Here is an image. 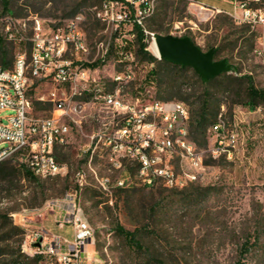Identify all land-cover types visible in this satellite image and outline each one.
I'll use <instances>...</instances> for the list:
<instances>
[{
    "label": "rangeland",
    "instance_id": "374dc122",
    "mask_svg": "<svg viewBox=\"0 0 264 264\" xmlns=\"http://www.w3.org/2000/svg\"><path fill=\"white\" fill-rule=\"evenodd\" d=\"M200 1L210 6L232 7L229 0ZM9 2L17 19L38 15L51 25L66 23L80 6L76 15L82 13L85 16L82 28L90 46V54L82 59L87 65L104 60L95 76L105 81L108 90L116 89L110 82V75L119 70L117 57L110 51L102 58L105 48L101 47L102 43L107 46L110 42L111 29L94 17V9L99 7L100 0ZM3 12L0 0V21L12 15ZM153 20L157 23L155 27L163 26L164 30L159 34L189 37L204 52L219 49L215 60H228L232 65L231 76L238 79L249 76L258 89L264 90V54L256 52L260 30L237 24L226 14L204 11L181 0L161 1L157 12L147 23L150 31ZM176 25L180 28L177 29ZM151 44L152 40L148 43V51L160 60ZM153 67L163 69L158 78L151 74ZM132 71L134 80L120 92L123 99L142 107L154 101L171 105L187 98L183 102L190 109L187 126L193 142L192 113L200 106L199 98L209 92L219 99L218 120L222 115L230 129L238 125L240 145L235 159L211 157L210 149L215 139L209 128L207 145L195 142L204 155L206 165L197 182L184 189L168 188L162 181L145 186L136 179V166L125 163L124 171L115 170L107 153L95 155L89 164L86 151L91 146L92 136L102 122L119 117L117 112L93 101L89 94L76 97L73 104L67 107V114L58 112L49 100L50 93L55 91L53 83L50 80H33L30 88L32 115L38 118L58 116L72 125L70 143L55 149L57 161L66 170L54 178L33 180L27 177L21 156L4 161L11 168L5 169L4 178H0V215L8 214L25 233L7 240V229L0 226V264L7 263L10 259L8 253L18 252L20 245L22 255L34 258L35 245L30 238L41 230L72 242L73 228L67 226L61 229L56 223L72 200L80 205L82 216L95 230L87 248L89 259L86 264H137V252L116 232L118 224L126 230H142L140 239L144 249L148 247L151 255L164 264H237L240 260L246 264H264V106L251 111L241 103L240 88H234V92H226L216 84L205 88L192 70L174 71L160 63L150 65L139 61ZM175 76L179 77L180 84L185 85L182 94L170 88L171 79ZM39 98L45 100L40 101ZM59 98H65L62 90L59 91ZM13 114L7 111L0 117L8 123L6 118ZM168 159L178 174L182 169L190 170L181 152ZM122 176H131L130 187H113L111 196L100 190L97 177H110L114 185ZM76 192L77 197L73 196ZM195 192L201 193L203 198L196 204H187L185 195ZM257 239L258 244L250 252L242 253L246 242L254 243ZM26 242L27 248H23ZM53 262L48 257L39 264Z\"/></svg>",
    "mask_w": 264,
    "mask_h": 264
},
{
    "label": "built area",
    "instance_id": "2783aa9c",
    "mask_svg": "<svg viewBox=\"0 0 264 264\" xmlns=\"http://www.w3.org/2000/svg\"><path fill=\"white\" fill-rule=\"evenodd\" d=\"M161 1L102 0L94 9L95 19L111 29L110 42L107 46L101 44L105 48L102 58L110 51L117 57L119 70L110 75V82L116 89L111 91L102 78L95 76L100 66L93 68L82 59L90 54L87 35L82 28L84 14H78L64 24L54 25L47 24L38 15L21 19L8 16L0 21V38L14 46L12 68L0 66V115L14 112L6 118L8 123L0 117V164L21 156L25 168L40 179L54 178L66 170L57 161L55 149L70 143L72 125L63 121L62 117L38 118L32 115V81L50 80L55 91L50 93L49 100L58 112L67 114V107L73 104L76 97L89 94L93 101L119 114L110 122H102L92 136L91 146L86 151L89 164L95 155L107 153L115 170L124 171L125 163L136 166V179L148 187L162 181L168 188L184 189L199 180L206 165L203 153L189 137V106L185 102L168 105L154 101L139 107L126 102L120 93L125 85L134 80L132 68L139 62L136 28L142 29L147 44L150 40L155 42V33L147 28V22L155 15ZM181 1L204 11L226 14L237 24L260 30L256 52L264 54V0H229L230 11L211 8L200 0ZM190 23L196 27L195 23ZM176 28L180 27L176 25ZM61 90L65 98H59ZM237 126L230 129L221 115L210 128L215 139L210 149L213 159H235L240 145ZM177 152L182 153L190 170L182 169L180 174L175 171L168 157ZM97 180L100 190L110 196L113 187L125 189L132 184L131 176H122L114 185L110 177H97ZM77 195L76 192L73 196ZM81 212L80 205L72 200L64 215L56 219L59 228H73L72 242L41 230L30 238L35 245L34 254L53 259V264H86L89 259L87 248L95 230ZM23 248H27V242Z\"/></svg>",
    "mask_w": 264,
    "mask_h": 264
},
{
    "label": "trees",
    "instance_id": "16d2710c",
    "mask_svg": "<svg viewBox=\"0 0 264 264\" xmlns=\"http://www.w3.org/2000/svg\"><path fill=\"white\" fill-rule=\"evenodd\" d=\"M4 8L5 14H12L9 17L17 18L15 15H13L10 7L9 0H1ZM102 0H100L101 3ZM165 1V0H162ZM217 1V0H213ZM209 1V2H213ZM211 8H217L221 9L223 11H230L231 8L227 6H217L212 5L210 6L208 3H205ZM80 6L71 14V16H76L78 13ZM158 9V8H157ZM157 12V11H156ZM8 17V16H7ZM153 18V17H152ZM148 23V22H147ZM156 20H153V22L150 24L151 32L152 33H160L163 29V26L157 25L155 27ZM148 28V24H147ZM137 31V57L139 61L147 62L150 65H154L155 63L163 64L166 68H171L172 70L176 71H194L190 67H182L180 65L172 64L167 62L164 59L158 60L157 57H155L152 53H150L146 48L148 47V44L144 41L145 40V34L140 28H136ZM167 35H169L167 33ZM216 54L219 52V49H215ZM215 54V56H216ZM14 61V46L6 41L3 38H0V66L5 69H10L13 66ZM228 62V60H227ZM103 64L102 61H97L93 64H88V66H91L93 68H97ZM163 70V69H162ZM162 70H157L155 67L151 70V74H155L156 77L162 73ZM194 76L198 78V81L201 83V85L205 88H209L211 85L216 84L217 86H221V88L225 89V91H233L234 88H240V97H241V103L246 106L251 111L256 110L257 108L264 106V90L258 89L255 86L254 81L249 76H244L242 79H238L237 76H231L230 73H223L221 76H219L217 79L210 81L208 83H205L199 75H197L194 71ZM171 78V77H170ZM178 76H175L173 79H171L170 88L174 91H178L179 93H183L185 85L182 83L180 84L178 81ZM181 100L185 101L187 98H181ZM181 101V102H183ZM200 106L199 108L192 113V128H193V139L195 142L199 143L201 146L207 145V130L214 126L216 122L218 121V110L221 108V102L219 99H216L215 96L209 92H205L204 95L199 98ZM194 142V143H195ZM196 144V143H195ZM8 162H3L0 164V178H4L5 174H3L5 169H8L10 166ZM62 165V164H61ZM64 166V165H62ZM11 168V167H10ZM27 177L33 180L40 179L36 177L31 171L28 169L25 170ZM3 174V175H2ZM2 175V176H1ZM203 196L199 192L190 193L188 195H185L184 201L191 205L196 204V202L199 199H202ZM0 226L1 229H7L6 231V238L7 240H12L15 237H19L24 235L25 231L14 224L13 220L9 217L8 214L0 215ZM116 232L123 238V240L126 242V244L134 251L137 252V264H164L163 261L160 259H155L150 253L149 248L147 247V250L144 249L142 243H141V233L142 230L136 229L134 231L126 230L122 225H117ZM17 242V241H16ZM258 244V239L254 243L246 242L243 246L242 253L250 252L251 248ZM145 250V251H143ZM10 259L7 261V263L4 264H39L40 262L46 260L48 257L44 255L37 254L34 258L29 259L28 257H25V255H22L21 253V245L19 246L18 252H11L8 253ZM145 259V261H144ZM237 264H246L242 260L238 261Z\"/></svg>",
    "mask_w": 264,
    "mask_h": 264
},
{
    "label": "water",
    "instance_id": "95a60500",
    "mask_svg": "<svg viewBox=\"0 0 264 264\" xmlns=\"http://www.w3.org/2000/svg\"><path fill=\"white\" fill-rule=\"evenodd\" d=\"M158 55L169 63L192 68L208 83L223 73H230L232 65L226 59L215 60V49L204 52L189 37L154 34Z\"/></svg>",
    "mask_w": 264,
    "mask_h": 264
},
{
    "label": "bare ground",
    "instance_id": "6f19581e",
    "mask_svg": "<svg viewBox=\"0 0 264 264\" xmlns=\"http://www.w3.org/2000/svg\"><path fill=\"white\" fill-rule=\"evenodd\" d=\"M152 46L154 48V51L156 52V54L158 55V50H157V46L155 44V42L152 43Z\"/></svg>",
    "mask_w": 264,
    "mask_h": 264
},
{
    "label": "crops",
    "instance_id": "0c3cea01",
    "mask_svg": "<svg viewBox=\"0 0 264 264\" xmlns=\"http://www.w3.org/2000/svg\"><path fill=\"white\" fill-rule=\"evenodd\" d=\"M231 9H232V7H231Z\"/></svg>",
    "mask_w": 264,
    "mask_h": 264
}]
</instances>
